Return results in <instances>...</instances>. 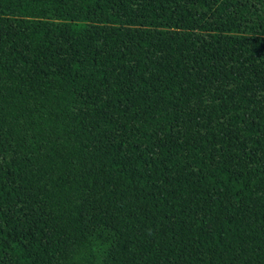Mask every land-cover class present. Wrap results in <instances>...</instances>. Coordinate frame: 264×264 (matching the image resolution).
Returning a JSON list of instances; mask_svg holds the SVG:
<instances>
[{"label":"trees","instance_id":"1","mask_svg":"<svg viewBox=\"0 0 264 264\" xmlns=\"http://www.w3.org/2000/svg\"><path fill=\"white\" fill-rule=\"evenodd\" d=\"M0 264H264V0H0Z\"/></svg>","mask_w":264,"mask_h":264}]
</instances>
